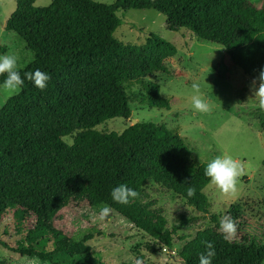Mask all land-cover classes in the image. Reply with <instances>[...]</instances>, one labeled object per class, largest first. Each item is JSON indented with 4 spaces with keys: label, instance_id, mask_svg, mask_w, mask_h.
Wrapping results in <instances>:
<instances>
[{
    "label": "trees",
    "instance_id": "16d2710c",
    "mask_svg": "<svg viewBox=\"0 0 264 264\" xmlns=\"http://www.w3.org/2000/svg\"><path fill=\"white\" fill-rule=\"evenodd\" d=\"M36 1L17 0L6 24L35 59L0 73V86L22 88L0 108V224L9 207L19 206L47 225L72 195L87 194L92 205L110 206L172 249L177 229L170 230L163 216L153 219L138 197L153 180L209 213L205 189L215 168L196 159L187 139L164 124L137 122L122 132L96 128L132 117L125 76L167 69L178 53L172 41L152 34L143 45L125 44L115 35L123 23L117 13L158 10L170 30L188 28L224 46L236 66L264 79V9L256 0H53L46 7ZM148 95L152 106L171 109L157 82L149 83ZM259 117L264 127V111ZM91 238L45 252L1 245L50 264H108L88 244ZM180 254L182 264H264V246L230 241L217 226L199 230Z\"/></svg>",
    "mask_w": 264,
    "mask_h": 264
},
{
    "label": "rangeland",
    "instance_id": "374dc122",
    "mask_svg": "<svg viewBox=\"0 0 264 264\" xmlns=\"http://www.w3.org/2000/svg\"><path fill=\"white\" fill-rule=\"evenodd\" d=\"M52 2L37 0L35 5L46 7ZM256 2L264 9V0ZM16 7L17 0H0V73L22 70L35 59L26 40L6 29ZM117 14L123 23L115 35L125 44L143 45L152 34L172 41L178 53L166 61L167 69L125 76L121 85L132 117L110 119L96 128L122 132L135 118L164 124L184 136L194 157L215 168L205 189L212 207L209 213L199 212L173 190L150 182L139 202L149 207L153 219L163 216L170 230L177 229L172 249L110 206L92 205L87 194L72 195L58 220L47 225L29 209L9 207L0 224V264H50L5 248L1 242L45 252L89 234L88 243L108 264H182L184 245L199 230L215 226L230 241L264 246V127L259 117L264 111L263 77L246 74L224 46L201 39L188 28L170 30L167 15L158 10L129 9ZM150 82L160 85L170 110L152 106ZM21 90L18 84L1 85L0 108ZM184 219L187 222L182 224Z\"/></svg>",
    "mask_w": 264,
    "mask_h": 264
},
{
    "label": "water",
    "instance_id": "95a60500",
    "mask_svg": "<svg viewBox=\"0 0 264 264\" xmlns=\"http://www.w3.org/2000/svg\"><path fill=\"white\" fill-rule=\"evenodd\" d=\"M133 124H136L137 122H139L137 119L133 118Z\"/></svg>",
    "mask_w": 264,
    "mask_h": 264
},
{
    "label": "crops",
    "instance_id": "0c3cea01",
    "mask_svg": "<svg viewBox=\"0 0 264 264\" xmlns=\"http://www.w3.org/2000/svg\"><path fill=\"white\" fill-rule=\"evenodd\" d=\"M114 212H116L115 210H113ZM91 240V239H90ZM89 244V243H88Z\"/></svg>",
    "mask_w": 264,
    "mask_h": 264
}]
</instances>
